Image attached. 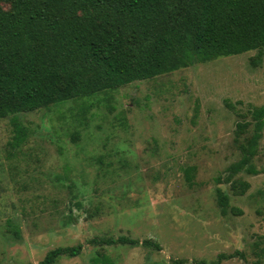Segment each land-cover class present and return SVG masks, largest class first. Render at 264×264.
I'll return each instance as SVG.
<instances>
[{
    "label": "rangeland",
    "instance_id": "1",
    "mask_svg": "<svg viewBox=\"0 0 264 264\" xmlns=\"http://www.w3.org/2000/svg\"><path fill=\"white\" fill-rule=\"evenodd\" d=\"M262 106L264 52L250 51L20 114L18 150L0 119V264L79 245L54 264H264V130L256 173L230 171ZM121 236L140 244L94 243Z\"/></svg>",
    "mask_w": 264,
    "mask_h": 264
},
{
    "label": "trees",
    "instance_id": "2",
    "mask_svg": "<svg viewBox=\"0 0 264 264\" xmlns=\"http://www.w3.org/2000/svg\"><path fill=\"white\" fill-rule=\"evenodd\" d=\"M0 1L12 3L10 11L0 7V119L11 120L12 150L30 137L20 114L222 57L250 51L263 57L264 0ZM252 116L253 134L239 146L242 158L231 173H256L250 164L264 130V106ZM246 128L238 126L241 133ZM238 185L234 188L240 194L249 187L247 182ZM219 205L225 213L228 198L222 192ZM94 243L137 246L140 241L121 236ZM82 249L59 247L41 264H54L63 255L76 257ZM236 257L244 256L221 254L210 264Z\"/></svg>",
    "mask_w": 264,
    "mask_h": 264
}]
</instances>
